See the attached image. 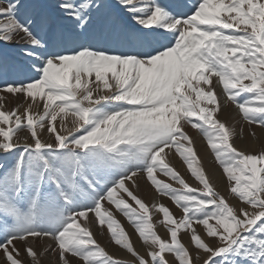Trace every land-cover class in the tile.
Segmentation results:
<instances>
[{
    "label": "snow or ice",
    "instance_id": "6c2138e0",
    "mask_svg": "<svg viewBox=\"0 0 264 264\" xmlns=\"http://www.w3.org/2000/svg\"><path fill=\"white\" fill-rule=\"evenodd\" d=\"M229 105L264 130V0H0V264H264V147Z\"/></svg>",
    "mask_w": 264,
    "mask_h": 264
},
{
    "label": "rangeland",
    "instance_id": "374dc122",
    "mask_svg": "<svg viewBox=\"0 0 264 264\" xmlns=\"http://www.w3.org/2000/svg\"><path fill=\"white\" fill-rule=\"evenodd\" d=\"M194 2V0H193ZM15 104H9L8 105V110H11L12 107H14ZM232 108V109H230ZM228 109V110H227ZM23 108H20L19 111L20 112H23ZM225 111V112H224ZM236 114L237 117L234 118L233 115ZM220 119L224 120L225 122H227L229 125H233L235 124L236 125V128H237V137L235 138V146H237L238 148L242 149V150H249V151H252V150H259L261 149L262 147H264V130H261L259 128H255V132H256V137L253 138L251 137L248 133H249V128L246 124H243V134H241L240 132V129H241V124H242V121H240V117H239V114L237 112V110L235 109L234 106L232 105H229L228 108L224 109L221 113H220V116H219ZM57 126H59V123L57 122ZM260 132H259V131ZM189 132L190 134L194 137L195 139V147L197 149V152H198V155L202 158V163H203V166L205 167L206 170L209 171L211 177H212V180L215 184H217L218 186V190L221 191L222 193H224L225 195H227V189H226V185H225V182H224V178L222 177V172L221 170L218 168V166L216 165L215 161H214V158L212 156V154L210 153V151L207 149L206 147V143L205 141L202 139L201 135L197 132H195L194 130H191L189 128ZM246 141V142H245ZM201 145L203 147L206 148L207 150V155L209 156V160L203 156V153L201 151ZM248 148V149H247ZM206 158V159H205ZM172 163L173 165L177 168L178 171H180V173L188 180V182L192 185V186H198L197 182L194 180V178H192L190 176V174L186 171V166H184L180 160L176 157V156H172ZM175 159V160H174ZM212 160V162L210 161ZM212 166H211V165ZM207 165V166H206ZM213 165L217 166L218 168V171L220 173V181H216L217 180V177L216 175L218 174L217 172L215 174H213V172L211 171V168L213 167ZM211 167V168H210ZM216 178V180H215ZM145 183L143 180L140 181V192L139 194L142 196V198L145 200V202L151 204V203H154V202H163L164 204L168 205L170 208H172L173 212L176 213L177 215H179V212L178 210L175 208V206L172 204V202L166 198V197H163V196H159L157 195L153 190L149 191L148 194H144L142 192V187H141V184ZM149 187V186H148ZM117 215V218L121 221V223L123 224L124 228L130 233L132 234L133 236V240L136 242V246L137 248L143 252V249L140 247V243L139 241L136 239V236L135 234L133 233V226L130 225L129 222H127L126 218L123 217L122 214L120 213H116ZM154 216L156 218H158L159 214L158 213H154ZM93 229H96L95 226L93 227ZM99 231V229H97ZM94 231V230H93ZM157 231L161 234V235H164L165 234V229L160 226V225H157ZM103 238L104 240H100L97 236V239L99 241H101L102 244H105L108 248V250L112 253V249H110V244H108V234L107 232L105 231L104 235H103ZM187 239L188 237L185 235L183 236V240L185 242H187ZM105 241V242H103ZM118 249V248H116ZM114 253V252H113ZM118 257H121V258H127V254L122 252V251H119L118 249V253L116 254Z\"/></svg>",
    "mask_w": 264,
    "mask_h": 264
},
{
    "label": "bare ground",
    "instance_id": "6f19581e",
    "mask_svg": "<svg viewBox=\"0 0 264 264\" xmlns=\"http://www.w3.org/2000/svg\"><path fill=\"white\" fill-rule=\"evenodd\" d=\"M230 109H232V108H230ZM228 110V109H227ZM225 112V111H224ZM233 117L234 118H236L237 117V115L236 114H234L233 115ZM259 131V130H258ZM260 132V131H259ZM246 142V141H245ZM248 149V148H247ZM201 151H202V153H203V156L204 157H206L208 160H209V156L207 155L208 153H207V150H206V148L205 147H203L202 145H201ZM205 158V159H206ZM175 160V159H174ZM211 162H212V160H210ZM213 163V162H212ZM211 165V164H210ZM207 166V165H206ZM212 166V165H211ZM211 168V167H210ZM209 170V169H208ZM210 171V170H209ZM211 171L213 172V174H215L217 171H218V168H217V166H215V165H213V167L211 168ZM218 174L216 175V177H217V180H216V178H215V180L216 181H220V173H219V171L217 172ZM223 177V176H222ZM221 182V181H220ZM141 189H142V192L146 195V194H148V192L149 191H151L152 189L150 188V187H148V185L146 184V183H143V184H141ZM94 230V232H98V230H97V228L96 229H93ZM98 238L102 241V240H104V238H103V236H99L98 235ZM100 241V242H101ZM103 242H105V241H103ZM110 247V249H112V250H114V251H112V253L114 252L115 254H117L118 253V249H116L115 247H113V246H109ZM120 251V250H119ZM45 264H46V262H45Z\"/></svg>",
    "mask_w": 264,
    "mask_h": 264
}]
</instances>
